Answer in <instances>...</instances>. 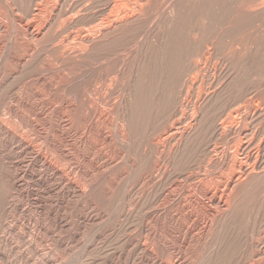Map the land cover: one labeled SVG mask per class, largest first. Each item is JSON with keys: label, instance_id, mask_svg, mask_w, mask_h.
I'll return each instance as SVG.
<instances>
[{"label": "rangeland", "instance_id": "374dc122", "mask_svg": "<svg viewBox=\"0 0 264 264\" xmlns=\"http://www.w3.org/2000/svg\"><path fill=\"white\" fill-rule=\"evenodd\" d=\"M7 1L0 264H264V0Z\"/></svg>", "mask_w": 264, "mask_h": 264}, {"label": "bare ground", "instance_id": "6f19581e", "mask_svg": "<svg viewBox=\"0 0 264 264\" xmlns=\"http://www.w3.org/2000/svg\"><path fill=\"white\" fill-rule=\"evenodd\" d=\"M5 1H7V0H5ZM9 1V0H8ZM7 1V2H8ZM43 1V0H42ZM41 1V2H42ZM48 1H50V0H45L44 2H42V4L40 5V7L39 6H37V7H39V10H38V12H41V11H43V7H45V6H42V5H44V4H46V3H49ZM56 1V0H55ZM54 1V2H55ZM63 1V0H62ZM125 1V0H124ZM135 1V0H134ZM38 2V1H37ZM40 2V1H39ZM60 1L58 0V3H59ZM127 2V1H126ZM36 3V2H35ZM61 3V2H60ZM132 3H133V1H132ZM51 4V3H50ZM122 4V3H121ZM130 4V3H129ZM138 4V3H137ZM36 5V4H35ZM126 5V4H125ZM133 5V4H132ZM136 5V4H135ZM135 5H134V7H135ZM55 6V5H54ZM120 6V5H119ZM118 6V7H119ZM131 5H129V7H130ZM128 7V6H127ZM133 7V6H132ZM35 8V7H34ZM54 8V7H53ZM57 8V7H56ZM79 9V8H78ZM134 9V8H133ZM45 10V9H44ZM50 10V9H49ZM117 10H118V8H117ZM121 10V9H120ZM132 10V9H131ZM122 11V10H121ZM44 12V11H43ZM55 12V11H54ZM120 11L118 10V13H119ZM72 13V12H71ZM78 13V12H77ZM4 14V13H3ZM36 13H34L33 15H35ZM48 14V13H47ZM75 14V13H74ZM120 14H121V12H120ZM37 15V14H36ZM35 15V16H36ZM52 15V14H51ZM118 15V14H117ZM116 15V16H117ZM123 15V14H122ZM125 15V14H124ZM128 15H131V14H128ZM53 16H54V14H53ZM119 16V15H118ZM37 17V16H36ZM39 17H40V15H39ZM38 17V18H39ZM74 17V16H73ZM122 17V16H121ZM124 17V16H123ZM127 16H125V18H126ZM38 18H35L36 20L38 19ZM48 18V17H47ZM125 18H123V19H125ZM133 18V17H132ZM52 19V18H51ZM118 19H119V17H118ZM115 20H116V18H115ZM46 21H47V19H46ZM112 21V20H111ZM117 21V20H116ZM124 21V20H123ZM39 22V21H38ZM48 22V21H47ZM109 22H108V20H107V24H108ZM43 24H44V22H43ZM49 24V23H48ZM101 24V23H100ZM100 24H99V26H100ZM104 24V23H103ZM102 24V25H103ZM110 24H113V23H111L110 22ZM41 25V24H40ZM105 25V24H104ZM114 25V24H113ZM44 26H45V24H44ZM43 27V26H42ZM97 27V26H96ZM94 28V27H93ZM100 28V27H99ZM38 29V28H37ZM97 29V28H96ZM111 29V27H109L108 29H103L102 30V33L104 32H109V31H111L110 30ZM27 30V29H26ZM33 30V29H32ZM93 30V29H92ZM92 30H89V31H87V32H84L85 34L83 35V36H81V42L82 43H90L91 42V40H90V37L91 36H93V35H95V31H92ZM100 30V29H99ZM37 31V30H36ZM39 31H41L40 29H39ZM43 33V32H42ZM90 33H91V35H90ZM98 33V32H97ZM90 35V36H89ZM30 37V36H29ZM37 37H39L38 35H36V36H34V38H37ZM96 37H98V35L96 36ZM84 38H89V39H84ZM79 39V38H78ZM98 39H100V38H98ZM79 46V45H78ZM251 116V115H250ZM241 119V118H240ZM242 120V119H241ZM229 121V120H228ZM238 121V120H237ZM221 123H222V121H220ZM232 122V121H231ZM230 122V123H231ZM236 122V121H235ZM238 122H240L241 123V121H238ZM224 124L225 123H223V126H224ZM226 125V124H225ZM231 126H232V123L230 124ZM228 126V125H227ZM236 126H240V125H236ZM235 126V127H236ZM243 126V125H242ZM231 128V127H230ZM233 128V127H232ZM235 129V128H234ZM243 129V128H242ZM176 130V129H175ZM173 131V130H172ZM187 131V130H186ZM221 131V130H220ZM245 131V130H244ZM171 132V131H170ZM179 132V131H178ZM222 132V131H221ZM242 132V131H241ZM240 133V132H239ZM245 133V132H244ZM237 135V134H236ZM239 135V134H238ZM242 135V134H241ZM240 135V136H241ZM239 136V137H240ZM242 137V136H241ZM175 139V138H174ZM183 139V138H182ZM242 139H244V137L242 138ZM247 139V138H246ZM170 140V139H169ZM179 141V140H178ZM243 141H246V140H243ZM178 143V142H177ZM174 145V144H173ZM171 147V146H170ZM255 147V146H254ZM250 148V147H249ZM227 149V148H226ZM234 149V148H233ZM252 149V148H251ZM255 149V148H254ZM247 150V144H244V145H241L240 147H239V150H237V152H235V154L233 155V156H235L236 157V160H234L233 161V165L232 166H234V167H237L238 168V171H239V173L241 174V175H245V174H247V172L250 170V169H253V171H255L254 170V166L256 165V160H252V156H251V154L249 153V152H247L246 151ZM228 152V151H227ZM256 152V151H255ZM221 153V152H220ZM230 153H231V151H230ZM234 153V152H233ZM257 153V152H256ZM222 154V153H221ZM255 154V153H254ZM170 155V154H169ZM228 154H226V156H227ZM42 156V155H41ZM218 156V155H217ZM232 156V157H233ZM219 157V156H218ZM256 157V156H255ZM259 156H257V158H258ZM213 159V158H212ZM221 159V158H220ZM259 160H260V158H258ZM42 160V159H41ZM223 160V159H222ZM44 161V160H43ZM211 161V160H210ZM226 162V161H225ZM259 163V162H258ZM250 164V165H249ZM250 166H252V167H250ZM224 167H225V165H224ZM237 170V169H236ZM223 171V170H222ZM234 171V170H233ZM237 171V172H238ZM223 173V172H222ZM226 173V172H225ZM231 173H232V171H231ZM220 174V173H219ZM235 174V173H234ZM225 175V174H224ZM236 175V174H235ZM242 176V177H243ZM224 177V176H223ZM234 177V176H233ZM238 177H239V175H238ZM241 177V176H240ZM231 178H232V176H231ZM236 178V177H235ZM243 178H245V176L243 177ZM228 179V178H227ZM214 180V179H213ZM216 180V179H215ZM219 180V179H218ZM225 180V179H224ZM234 180V179H233ZM220 181V180H219ZM227 181V180H226ZM226 181H224L225 182V186H226ZM230 181V180H229ZM238 181H239V179H238ZM240 181H241V179H240ZM207 182V181H206ZM217 182V181H216ZM231 183H232V181H231ZM239 183V182H238ZM206 184V183H205ZM216 185V184H215ZM219 185V184H218ZM223 185V184H222ZM224 186V185H223ZM229 186V185H228ZM231 186V185H230ZM218 188V187H217ZM220 188V187H219ZM218 188V189H219ZM217 189V190H218ZM221 189H224V187L222 188L221 187ZM227 189H228V187H227ZM226 189V190H227ZM231 189V188H230ZM213 190V189H212ZM220 190V189H219ZM208 191V190H207ZM210 191H211V189H210ZM209 192V191H208ZM222 192V191H221ZM224 192H225V189H224ZM223 192V193H224ZM235 193V192H234ZM219 194V193H218ZM225 195H227L226 194V192L224 193ZM224 195V196H225ZM229 195H231V194H229ZM217 198H219L218 200H217V203H221L220 202V197H217ZM222 198V197H221ZM226 198V197H225ZM224 199V198H223ZM208 203V202H207ZM206 203V204H207ZM211 205V204H210ZM221 205V204H220ZM225 206V205H224ZM212 207H215V206H212ZM208 208V207H207ZM228 208V207H227ZM209 209V208H208ZM210 210V209H209ZM213 210H215V209H213ZM216 212V211H215ZM212 213H213V211H212ZM210 215V214H209ZM219 216V214H217L215 217H218ZM208 219V218H207ZM206 219V220H207ZM202 224H204V222L202 223ZM206 224V223H205ZM208 225V224H207ZM199 226V225H198ZM204 228V227H203ZM200 229V228H199ZM204 230V229H203ZM202 230V231H203ZM204 232H205V230H204ZM203 234V233H202ZM204 235V234H203ZM202 238V237H201ZM204 238V237H203ZM202 240V239H201Z\"/></svg>", "mask_w": 264, "mask_h": 264}]
</instances>
